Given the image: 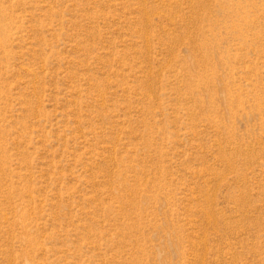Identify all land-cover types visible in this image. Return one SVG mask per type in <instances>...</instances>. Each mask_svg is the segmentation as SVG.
<instances>
[{"label": "rangeland", "instance_id": "374dc122", "mask_svg": "<svg viewBox=\"0 0 264 264\" xmlns=\"http://www.w3.org/2000/svg\"><path fill=\"white\" fill-rule=\"evenodd\" d=\"M0 264H264V0H0Z\"/></svg>", "mask_w": 264, "mask_h": 264}]
</instances>
